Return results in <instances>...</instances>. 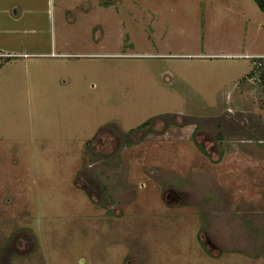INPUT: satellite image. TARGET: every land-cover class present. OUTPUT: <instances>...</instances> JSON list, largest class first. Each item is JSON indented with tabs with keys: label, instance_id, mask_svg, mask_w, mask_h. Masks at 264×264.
Here are the masks:
<instances>
[{
	"label": "rangeland",
	"instance_id": "374dc122",
	"mask_svg": "<svg viewBox=\"0 0 264 264\" xmlns=\"http://www.w3.org/2000/svg\"><path fill=\"white\" fill-rule=\"evenodd\" d=\"M263 66L256 0H0V264H264Z\"/></svg>",
	"mask_w": 264,
	"mask_h": 264
},
{
	"label": "trees",
	"instance_id": "16d2710c",
	"mask_svg": "<svg viewBox=\"0 0 264 264\" xmlns=\"http://www.w3.org/2000/svg\"><path fill=\"white\" fill-rule=\"evenodd\" d=\"M260 8L264 11V0H256ZM262 75L264 76V66L262 68Z\"/></svg>",
	"mask_w": 264,
	"mask_h": 264
},
{
	"label": "crops",
	"instance_id": "0c3cea01",
	"mask_svg": "<svg viewBox=\"0 0 264 264\" xmlns=\"http://www.w3.org/2000/svg\"><path fill=\"white\" fill-rule=\"evenodd\" d=\"M9 55H11V54H9Z\"/></svg>",
	"mask_w": 264,
	"mask_h": 264
}]
</instances>
